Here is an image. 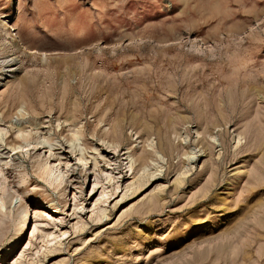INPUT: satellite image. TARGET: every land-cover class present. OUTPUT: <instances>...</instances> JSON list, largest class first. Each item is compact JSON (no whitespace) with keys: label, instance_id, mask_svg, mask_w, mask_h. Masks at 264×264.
<instances>
[{"label":"rangeland","instance_id":"1","mask_svg":"<svg viewBox=\"0 0 264 264\" xmlns=\"http://www.w3.org/2000/svg\"><path fill=\"white\" fill-rule=\"evenodd\" d=\"M3 251L264 264V0H0Z\"/></svg>","mask_w":264,"mask_h":264},{"label":"bare ground","instance_id":"2","mask_svg":"<svg viewBox=\"0 0 264 264\" xmlns=\"http://www.w3.org/2000/svg\"><path fill=\"white\" fill-rule=\"evenodd\" d=\"M4 16H6V15H4ZM10 28H12V29H10ZM5 30H9V32H7V35H6V38H11V37H15V36H17V34L15 33V32H13L14 31V27H13V25L12 24H7V27H5ZM20 40H22L21 38H20ZM23 41V40H22ZM21 41V42H22ZM24 42V41H23ZM32 50L33 51H38V49H36V46H33L32 47ZM33 51H30V52H33ZM11 59H9V61H10ZM12 64V63H11ZM10 63H9V67L10 66H13V64L11 65ZM6 67V66H5ZM11 68V67H10ZM12 70V69H11ZM262 135V134H261ZM43 141V139L41 140V141H39V140H36V144L32 147V148H36V150H38L40 147H42V146H40V145H38L39 143H41ZM43 143V142H42ZM48 144V146L49 147H51L52 145H51V143H49L47 140L45 141V143L44 144ZM72 145V144H71ZM18 146V145H17ZM15 147V146H14ZM13 147V148H14ZM43 147H44V145H43ZM17 148V147H16ZM50 149V148H49ZM12 150H14V149H12ZM10 156V155H9ZM34 157H35V161H39V158H40V155L38 154V153H36L35 155H34ZM8 159H9V157H8ZM7 159V160H8ZM55 162V161H54ZM7 163V162H6ZM57 162L55 163V164H53V165H49V164H46V163H40V167H39V175L42 177V178H44L47 182H49L50 184H52V185H54V186H56V187H60L61 188V191L64 193L65 191H66V187H65V179H64V172L62 171V169H60V167L59 168H57ZM69 171V170H68ZM75 172V171H74ZM184 173V172H183ZM25 174V173H24ZM71 176L73 175V173L72 174H70ZM27 176V175H26ZM184 176V175H183ZM80 175L79 174H77L76 176H74L73 175V178H74V182H72V183H76L77 184V187L78 188H80V189H82V182L80 181V180H78V179H80ZM23 179L24 178H22V181H23ZM183 179H181V181H182ZM22 181H21V183H22ZM176 181H177V183H179L178 185H180V183H181V181L180 180H178V178L176 179ZM96 183V182H95ZM146 183V181H141V182H139L136 186H135V188L134 189H138L139 187H141V186H143L144 184ZM213 184L214 183H212V184H210V186H213ZM11 185V184H10ZM178 185H177V187H178ZM4 189V188H3ZM13 189V188H12ZM136 191V190H135ZM101 196H103L102 194H101ZM74 198H76V197H74ZM77 198L78 199H80V197H78L77 196ZM77 199V200H78ZM75 201H77L76 199H74ZM64 201H65V203H67V199L65 198L64 199ZM70 207V203L68 204V208ZM100 211H101V214L100 215H102L103 216V218H104V216H107V213H105V211H106V208L104 207V208H100L99 209ZM81 210H79L78 212H80ZM77 212V213H78ZM75 213H76V211H75ZM19 214L24 218L23 220H22V223H21V227H23V226H25V223H26V219H25V216H26V213L23 211V210H20L19 211ZM35 216H37V215H40L41 214V212H38V210L37 209H35V207H34V213H33ZM43 214V213H42ZM102 218V217H101ZM102 218V219H103ZM29 221H30V215H29ZM85 227V224H83L80 228H79V230H80V232L83 230V228ZM15 242H12L11 244H10V246H9V250H11L12 252H13V254L15 253V249H16V247H15ZM3 255H5V251H3L2 253H1V257L3 256ZM4 257V256H3ZM3 264H5V263H3ZM38 264H40V263H38Z\"/></svg>","mask_w":264,"mask_h":264}]
</instances>
